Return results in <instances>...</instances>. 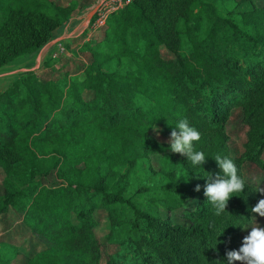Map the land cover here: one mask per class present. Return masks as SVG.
I'll return each instance as SVG.
<instances>
[{"label":"trees","instance_id":"obj_1","mask_svg":"<svg viewBox=\"0 0 264 264\" xmlns=\"http://www.w3.org/2000/svg\"><path fill=\"white\" fill-rule=\"evenodd\" d=\"M74 8L0 0V67L45 47ZM99 31L81 47L90 59L77 72L61 65L44 81L28 71L0 94V213L19 202L29 233L45 245L25 264H102L100 213L115 246L104 264H226L244 230L232 224L255 214V186L247 183L217 216L193 173L201 170L170 157L168 142L150 133L159 126L169 135L186 118L201 133L196 148L209 155L205 171H219L217 154L243 178L246 163L264 170V30L245 29L215 0H131ZM162 48L174 57L163 58ZM236 109L246 139L234 156L226 127ZM153 155L160 169L143 173ZM74 163L82 168L67 173ZM56 171L69 183L45 186ZM191 200L182 212L189 224L172 221Z\"/></svg>","mask_w":264,"mask_h":264},{"label":"rangeland","instance_id":"obj_2","mask_svg":"<svg viewBox=\"0 0 264 264\" xmlns=\"http://www.w3.org/2000/svg\"><path fill=\"white\" fill-rule=\"evenodd\" d=\"M61 7H75L71 14V20L56 29L54 35L51 37L50 42L54 41L58 36L66 37L64 43L66 44L67 52L59 55L56 59L44 57L41 58V51L32 53L23 59L17 58L9 61L0 67V88L7 87L13 81L14 78L20 77L25 72H32L34 76L46 81L49 78L55 76L59 72L63 71L61 65L68 66V71L77 72L82 66L88 63L90 54L81 51V47L85 43L84 36L91 33V23L94 21L96 14L92 16L93 10L103 0H49ZM222 5L224 12H230V16L236 21L240 22L241 26L247 30L257 31L264 30V16L258 10L264 8V0H215ZM97 3V4H96ZM113 3V1H111ZM96 4L95 6H93ZM89 24V26H88ZM87 35H86V34ZM94 33V34H93ZM92 37L97 34L96 38H101L102 31H93ZM3 34L0 31V43L3 41ZM79 36V37H75ZM83 37V38H81ZM72 38V39H71ZM74 38V39H73ZM84 39V40H83ZM91 40V39H90ZM84 42V43H83ZM49 43V42H48ZM83 45H82V44ZM81 45V46H80ZM161 55L165 59L173 58L174 55L167 49H161ZM31 69V70H30ZM5 70V71H4ZM23 70V71H22ZM28 70V71H27ZM14 71L15 74L10 72ZM19 71V72H18ZM241 112L239 109L233 110L232 115L227 123V131L230 135L228 141L232 155H239L243 151V143L246 139V127L240 120ZM155 129L159 130L157 134L154 129L151 131V138L157 141L169 142V135L163 133L161 127L157 126ZM170 157H174L178 160L184 158V156L173 153L169 149ZM264 159V154H263ZM160 158L157 155L151 157V163L144 162V171L148 172L150 169L155 171L160 169ZM82 168L81 164L74 163L72 166L65 170L69 174H75L76 170ZM244 178L250 185L256 187L259 184L264 188V170L252 163H246L243 167ZM70 177H64L60 172H53L46 175L43 179L44 185L48 187H61L67 185ZM5 179L4 170L0 167V197L4 194L3 180ZM258 192V200L264 198V193ZM191 204H187L181 209L171 213L170 218L172 221L189 224V222L182 216L183 211H189L193 208L196 200H191ZM21 210V204L18 202L15 205L9 206V208L0 213V256L5 259L4 264H25L27 257H32L34 254L40 252L45 248V245L40 240L35 239L29 233V229L24 220ZM164 217H168L166 213H163ZM256 223L260 227H264V217L254 214ZM98 226L94 229L102 250V264L108 255V253L115 251V246L109 245L105 240L104 234L108 229V224L104 213H100L97 216ZM248 229H244L243 236L247 235ZM233 264H240V262H233Z\"/></svg>","mask_w":264,"mask_h":264},{"label":"clouds","instance_id":"obj_3","mask_svg":"<svg viewBox=\"0 0 264 264\" xmlns=\"http://www.w3.org/2000/svg\"><path fill=\"white\" fill-rule=\"evenodd\" d=\"M170 125H174V127L169 134L168 149L184 156L185 161L189 162L192 168L201 170L199 172L193 171V173L198 174V178L204 179L203 195L208 204L214 208L215 214L220 216L226 211L227 202L232 196L243 195V190L247 188L245 178L239 174L232 158L219 154L211 156L219 171L214 175L205 171L203 165L209 155H206L203 150H198L194 143L201 139L199 130L192 126L186 118L179 119L175 124ZM153 128L159 134V130ZM185 172L186 175H182V177L187 181L189 179L187 169ZM259 184L256 185L255 190L264 193V188L260 187ZM195 190H200L199 184L195 186ZM191 203L190 201L189 204ZM250 211L264 217V198L259 199ZM232 225L239 226L242 230L248 228L250 230L247 235L243 236L238 249L226 252V264H233L237 261L240 264H264V227H260L256 223L255 217L246 218L244 221Z\"/></svg>","mask_w":264,"mask_h":264},{"label":"built area","instance_id":"obj_4","mask_svg":"<svg viewBox=\"0 0 264 264\" xmlns=\"http://www.w3.org/2000/svg\"><path fill=\"white\" fill-rule=\"evenodd\" d=\"M113 1V3H111ZM131 0H103L99 5L98 9L96 10L95 19L91 23V31H99L102 28L105 27L107 23V19L113 12L117 11L119 8L123 7L124 5L128 4ZM50 44H56V48L54 51H50L49 57L56 59L59 55L63 53H67V50L62 42H59V40H54L47 45ZM46 45V46H47Z\"/></svg>","mask_w":264,"mask_h":264},{"label":"crops","instance_id":"obj_5","mask_svg":"<svg viewBox=\"0 0 264 264\" xmlns=\"http://www.w3.org/2000/svg\"><path fill=\"white\" fill-rule=\"evenodd\" d=\"M97 4V3H96ZM96 4H94L93 6H95ZM88 26H89V24H88ZM86 34V33H85ZM94 34V33H93ZM92 32L91 33H89L87 36H84V39H85V43L86 42H88V41H90V39L92 40V39H95L96 37H97V34L96 35H94L93 37H92ZM66 37H68V36H66V35H64V36H58L55 40H59V42H62L63 43V45L65 46L66 44L64 43V41H65V39H66ZM75 37H79V36H75ZM81 38H83V37H81ZM72 39V38H71ZM74 39V38H73ZM83 39V40H84ZM84 43V42H83ZM84 43V44H85ZM82 44V43H81ZM83 45V44H82ZM81 46V45H80ZM55 48H56V44L54 45V44H50V45H47V46H45V48L44 49H42V51H41V53H40V55H41V58H44V57H48V58H50L49 57V53H50V51H54L55 50ZM65 48H66V46H65ZM66 50H67V48H66ZM68 51V50H67ZM68 53V52H67Z\"/></svg>","mask_w":264,"mask_h":264},{"label":"water","instance_id":"obj_6","mask_svg":"<svg viewBox=\"0 0 264 264\" xmlns=\"http://www.w3.org/2000/svg\"><path fill=\"white\" fill-rule=\"evenodd\" d=\"M98 9V6L93 10V12H92V16L94 15V13L96 12V10ZM31 70V69H30ZM23 71V70H22ZM28 71V70H27ZM19 72V71H18ZM11 74H15V72L14 71H12V72H10ZM0 76H4V75H0ZM6 87H1L0 88V94H1V92H3L4 91V89H5Z\"/></svg>","mask_w":264,"mask_h":264}]
</instances>
